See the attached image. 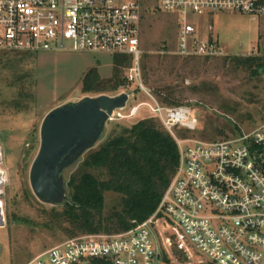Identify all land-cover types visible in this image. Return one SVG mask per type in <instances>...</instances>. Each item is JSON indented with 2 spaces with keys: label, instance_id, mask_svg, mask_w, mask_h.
I'll return each instance as SVG.
<instances>
[{
  "label": "built area",
  "instance_id": "obj_1",
  "mask_svg": "<svg viewBox=\"0 0 264 264\" xmlns=\"http://www.w3.org/2000/svg\"><path fill=\"white\" fill-rule=\"evenodd\" d=\"M176 16L171 54L228 56L196 17L214 12L264 16V0H158ZM141 0H0V51H77L129 58L127 78L142 84ZM149 109L175 139L177 169L155 212L128 231L83 234L52 246L26 264H264V120L254 129L215 140L181 138L199 118L187 106ZM130 96V94H129ZM138 106L109 121L133 118ZM124 109V108H123ZM185 257L179 260L178 252Z\"/></svg>",
  "mask_w": 264,
  "mask_h": 264
},
{
  "label": "rangeland",
  "instance_id": "obj_2",
  "mask_svg": "<svg viewBox=\"0 0 264 264\" xmlns=\"http://www.w3.org/2000/svg\"><path fill=\"white\" fill-rule=\"evenodd\" d=\"M141 4V71L145 90L127 78L128 64L123 71L125 85L117 93H110H129L126 107L120 111L127 114L138 106L137 115L108 122L90 150L98 148L120 127L154 118L147 92L161 105L187 106L195 112L199 128L195 132L178 131L181 138L215 140L236 130L245 132L257 127L264 118V16L252 18L220 11L210 18H195L204 32L207 23H212L215 38L230 55L261 57L263 65L254 72L225 65L227 55L209 59L175 57L171 51L177 42L176 16L160 10L158 0H141ZM112 59L110 54L92 52L0 51V264H26L48 248L73 238L45 225L53 205L34 195L29 170L39 148L45 114L67 101L94 96L82 91L83 76L89 68L96 67L101 78L111 77ZM161 97H168L171 103ZM88 152L64 171L65 183ZM104 197L106 211L116 205L114 194L106 192ZM178 254L179 260L184 261L183 254Z\"/></svg>",
  "mask_w": 264,
  "mask_h": 264
},
{
  "label": "trees",
  "instance_id": "obj_3",
  "mask_svg": "<svg viewBox=\"0 0 264 264\" xmlns=\"http://www.w3.org/2000/svg\"><path fill=\"white\" fill-rule=\"evenodd\" d=\"M128 64L129 58L115 55L109 78H101L96 67L89 68L82 79V91L94 96L117 93L126 83L123 71ZM224 64L257 72L263 59L228 55L224 57ZM161 99L171 103L168 97ZM236 133L241 132H231ZM178 162L176 141L157 119L143 118L120 127L98 148L89 150L81 166L69 176L67 198L51 207L45 225L71 237L128 231L155 212ZM106 192L117 197L116 205L107 211Z\"/></svg>",
  "mask_w": 264,
  "mask_h": 264
},
{
  "label": "water",
  "instance_id": "obj_4",
  "mask_svg": "<svg viewBox=\"0 0 264 264\" xmlns=\"http://www.w3.org/2000/svg\"><path fill=\"white\" fill-rule=\"evenodd\" d=\"M129 93L83 96L49 110L40 125V144L29 170L34 195L43 203L60 205L67 198L63 173L92 149L109 117L123 109Z\"/></svg>",
  "mask_w": 264,
  "mask_h": 264
},
{
  "label": "bare ground",
  "instance_id": "obj_5",
  "mask_svg": "<svg viewBox=\"0 0 264 264\" xmlns=\"http://www.w3.org/2000/svg\"><path fill=\"white\" fill-rule=\"evenodd\" d=\"M1 159V158H0ZM3 173V171L1 170V168H0V184L3 182V177L1 176V174Z\"/></svg>",
  "mask_w": 264,
  "mask_h": 264
},
{
  "label": "crops",
  "instance_id": "obj_6",
  "mask_svg": "<svg viewBox=\"0 0 264 264\" xmlns=\"http://www.w3.org/2000/svg\"><path fill=\"white\" fill-rule=\"evenodd\" d=\"M130 97V96H129Z\"/></svg>",
  "mask_w": 264,
  "mask_h": 264
}]
</instances>
